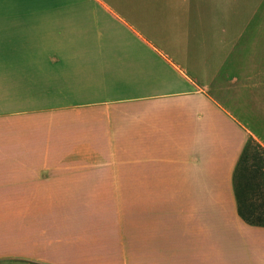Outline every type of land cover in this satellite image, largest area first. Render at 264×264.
Here are the masks:
<instances>
[{
  "label": "crops",
  "instance_id": "crops-1",
  "mask_svg": "<svg viewBox=\"0 0 264 264\" xmlns=\"http://www.w3.org/2000/svg\"><path fill=\"white\" fill-rule=\"evenodd\" d=\"M36 1L0 0V264H264V0Z\"/></svg>",
  "mask_w": 264,
  "mask_h": 264
},
{
  "label": "trees",
  "instance_id": "trees-1",
  "mask_svg": "<svg viewBox=\"0 0 264 264\" xmlns=\"http://www.w3.org/2000/svg\"><path fill=\"white\" fill-rule=\"evenodd\" d=\"M252 145H255V147H257V148H260L259 144L255 143L254 141H250L249 144L247 145V151H248V148H250V146H252ZM245 153H246V150H245ZM242 161H244V154H243V157H241V161L239 162V166L237 167V172H235L234 180H235V193H236L237 201L239 204V212L242 215H244V212L242 209L241 193H240L239 185H238V173H239L238 170H240V164L242 165Z\"/></svg>",
  "mask_w": 264,
  "mask_h": 264
},
{
  "label": "rangeland",
  "instance_id": "rangeland-1",
  "mask_svg": "<svg viewBox=\"0 0 264 264\" xmlns=\"http://www.w3.org/2000/svg\"><path fill=\"white\" fill-rule=\"evenodd\" d=\"M30 0H28V2H29ZM36 1V0H35ZM43 3H46V4H51V3H56L57 1H73V2H75L76 4L77 3H84L86 0H41ZM36 3H38L37 1H36ZM65 3H67V2H65ZM50 17H54V15H50V14H48V13H43V15H42V19H48V18H50ZM250 148L252 149V148H254V149H257V147H255V145H252V146H250Z\"/></svg>",
  "mask_w": 264,
  "mask_h": 264
}]
</instances>
